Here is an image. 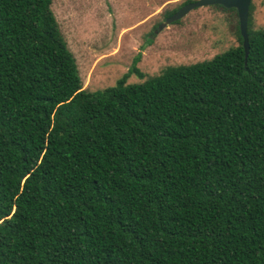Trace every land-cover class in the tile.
<instances>
[{
  "label": "trees",
  "instance_id": "16d2710c",
  "mask_svg": "<svg viewBox=\"0 0 264 264\" xmlns=\"http://www.w3.org/2000/svg\"><path fill=\"white\" fill-rule=\"evenodd\" d=\"M50 4L0 0V264H264L251 2L246 56L236 22L238 44L209 59L145 77L137 53L93 91Z\"/></svg>",
  "mask_w": 264,
  "mask_h": 264
},
{
  "label": "rangeland",
  "instance_id": "374dc122",
  "mask_svg": "<svg viewBox=\"0 0 264 264\" xmlns=\"http://www.w3.org/2000/svg\"><path fill=\"white\" fill-rule=\"evenodd\" d=\"M184 1L51 0L50 9L75 59L82 89L113 85L137 53L136 65L146 77L169 65L209 59L238 44L237 16L213 5L195 7L177 23L154 33L164 14ZM250 2L253 28L264 29V0ZM141 81L130 74L126 82Z\"/></svg>",
  "mask_w": 264,
  "mask_h": 264
},
{
  "label": "water",
  "instance_id": "95a60500",
  "mask_svg": "<svg viewBox=\"0 0 264 264\" xmlns=\"http://www.w3.org/2000/svg\"><path fill=\"white\" fill-rule=\"evenodd\" d=\"M250 0H195L188 3H185L178 7L171 15L166 17L162 22L158 24L156 30L153 31L156 33L166 25L179 20L182 18L188 11L195 7L207 6V5H214L218 4L224 8H233L236 11L237 16V23L239 34L242 39V46L244 49V56L247 54V16H248V7H249Z\"/></svg>",
  "mask_w": 264,
  "mask_h": 264
}]
</instances>
